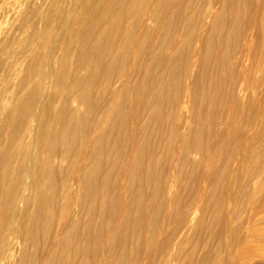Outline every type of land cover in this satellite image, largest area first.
I'll list each match as a JSON object with an SVG mask.
<instances>
[{"label":"bare ground","instance_id":"1","mask_svg":"<svg viewBox=\"0 0 264 264\" xmlns=\"http://www.w3.org/2000/svg\"><path fill=\"white\" fill-rule=\"evenodd\" d=\"M86 1L64 8V57L41 61L47 88L36 83L12 105L0 98V264H106L118 233L144 227L155 190L175 200L182 165L212 150L240 0ZM55 214L38 258L37 236Z\"/></svg>","mask_w":264,"mask_h":264},{"label":"rangeland","instance_id":"2","mask_svg":"<svg viewBox=\"0 0 264 264\" xmlns=\"http://www.w3.org/2000/svg\"><path fill=\"white\" fill-rule=\"evenodd\" d=\"M11 1L0 0V98L7 105L34 89L36 83L47 88L48 68L41 61L50 56L53 63L64 57L65 40L59 46L58 29L67 34L62 26L72 21L64 9L70 0ZM94 2L87 0L85 8ZM239 5L236 33L229 36L226 45L230 55L223 94L217 96L218 105L210 116L213 137L207 142L212 150L199 162V156L192 155V161L182 165L172 192L175 200L161 198L155 190L157 197L144 227L137 225L125 236L118 233L115 244L110 243L114 254L102 253L106 264H264V0H240ZM77 6L82 8L80 3ZM73 61L68 62L67 70L72 71ZM38 100L36 107L42 102ZM0 109L1 124L8 110ZM167 174L170 180L178 175ZM56 224L55 214L49 226L39 232L38 258L45 255ZM26 245L31 255L30 243ZM54 264L61 263L55 260Z\"/></svg>","mask_w":264,"mask_h":264}]
</instances>
